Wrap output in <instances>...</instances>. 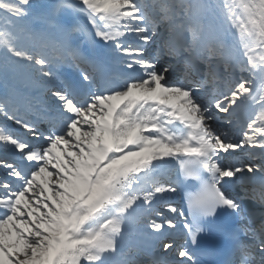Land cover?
<instances>
[{"label":"snow or ice","instance_id":"obj_1","mask_svg":"<svg viewBox=\"0 0 264 264\" xmlns=\"http://www.w3.org/2000/svg\"><path fill=\"white\" fill-rule=\"evenodd\" d=\"M255 203L264 0H0V264H264Z\"/></svg>","mask_w":264,"mask_h":264}]
</instances>
